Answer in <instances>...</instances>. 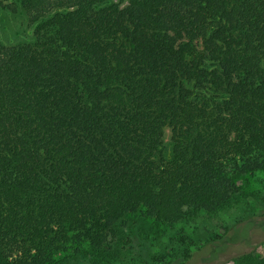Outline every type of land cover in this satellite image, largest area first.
<instances>
[{"label":"trees","instance_id":"1","mask_svg":"<svg viewBox=\"0 0 264 264\" xmlns=\"http://www.w3.org/2000/svg\"><path fill=\"white\" fill-rule=\"evenodd\" d=\"M2 8L34 39L0 44V264L111 251L126 216L214 213L264 172V0Z\"/></svg>","mask_w":264,"mask_h":264},{"label":"rangeland","instance_id":"2","mask_svg":"<svg viewBox=\"0 0 264 264\" xmlns=\"http://www.w3.org/2000/svg\"><path fill=\"white\" fill-rule=\"evenodd\" d=\"M33 26L18 9H0V44L31 42ZM164 152L171 153L169 131ZM228 205L198 212L174 224L130 214L115 227L111 251L60 256L57 264H264V172L248 174ZM229 257V260L225 258Z\"/></svg>","mask_w":264,"mask_h":264}]
</instances>
